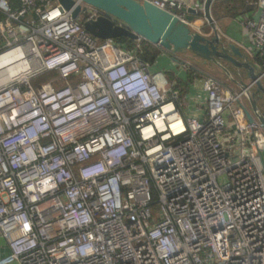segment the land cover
Listing matches in <instances>:
<instances>
[{"label":"built area","instance_id":"1","mask_svg":"<svg viewBox=\"0 0 264 264\" xmlns=\"http://www.w3.org/2000/svg\"><path fill=\"white\" fill-rule=\"evenodd\" d=\"M138 1L190 15L181 0ZM257 6L241 24L264 81ZM99 15L0 0V264H264V131L247 89L192 73L195 93L178 92L188 59L170 54L168 76L141 59V38L89 34Z\"/></svg>","mask_w":264,"mask_h":264},{"label":"water","instance_id":"2","mask_svg":"<svg viewBox=\"0 0 264 264\" xmlns=\"http://www.w3.org/2000/svg\"><path fill=\"white\" fill-rule=\"evenodd\" d=\"M76 0H58L66 11H70L73 19H79L87 7L100 12L96 19L85 20L84 29L93 37L100 40H114L125 38L135 41L138 38L158 47L168 54L191 53L204 62H212L220 67L225 75L234 82L240 90L247 89V100L251 112L247 113L249 121L256 119L264 131V108L257 106L255 93H261L264 103V84L258 79V73L234 45L225 46L220 41L218 32L210 15V5L213 0H205L203 16L213 30V37L204 35L201 31L193 29L189 22L178 18L173 12L159 9L148 1L138 0H79L82 5L76 4ZM194 15L195 9H182ZM235 57L243 58L239 61ZM220 61H226L234 68L247 72L249 84L240 78L232 77L230 71L220 65ZM253 83L255 91L250 84ZM264 162V151L262 153Z\"/></svg>","mask_w":264,"mask_h":264},{"label":"crops","instance_id":"3","mask_svg":"<svg viewBox=\"0 0 264 264\" xmlns=\"http://www.w3.org/2000/svg\"><path fill=\"white\" fill-rule=\"evenodd\" d=\"M184 2L185 6L188 8H195L197 10V15H186L187 19H191L189 25L199 31H201L204 35L208 37H213V30L211 26L208 24L206 19L203 16V6L205 0H181ZM258 0H213L210 5V15L215 23L218 36L220 41L225 46L234 45L239 49L240 53L247 58L249 63L253 65L258 72V66L260 63V59L256 56V53L253 49V39L247 29L243 27L241 22L243 20L249 18H256L258 16ZM164 52H161V54ZM156 58L155 63L158 58L168 59V63L170 64V54L164 53ZM188 56L184 57L188 59L193 66H200L202 69H206V75H210L218 78L224 85H227L231 91L238 92V86L229 80L228 76L225 75V72L218 67L216 64L212 62H204L202 59L198 57H194L188 53ZM180 58V55H178ZM239 61H244L243 58L235 57ZM220 65H222L225 69L230 71L232 77L240 79L245 83L249 84L250 81L247 78V72L244 69L238 70L234 68L231 64L226 61H220ZM172 68V67H170ZM221 70L222 74L217 75V70ZM209 71V72H208ZM179 76L182 78V82L184 84L183 90L186 94H194L195 92L191 89V85L189 82H192L191 79L188 78V75L182 76V73L177 71ZM187 77V78H186ZM189 79V80H188ZM186 80V81H185ZM264 84V81H262ZM255 86H252L251 90L255 91ZM255 98L257 102V106L260 109L264 108L263 98L261 93H255ZM245 108L250 113V105L248 100H245ZM9 252L6 242L3 238L0 237V257L6 255ZM16 264V263H13Z\"/></svg>","mask_w":264,"mask_h":264},{"label":"rangeland","instance_id":"4","mask_svg":"<svg viewBox=\"0 0 264 264\" xmlns=\"http://www.w3.org/2000/svg\"><path fill=\"white\" fill-rule=\"evenodd\" d=\"M119 39H114L113 42H115L116 44H119L121 45L118 41ZM128 40V39H127ZM138 44V41L135 40V41H131L127 46L128 48H132L134 46H136ZM142 45H143V42H142ZM122 46V45H121ZM180 55L181 58H184L186 56H188L187 53H183V54H178ZM186 59V58H185ZM168 59H163V58H158L156 63H155V66H156V70H159V71H163L166 75L170 76V72L167 71V70H171L170 67H171V64L168 63ZM198 68H200L201 70H203L204 73H206V69H202L200 66H198ZM209 72V71H208ZM173 74V72H172ZM185 74L182 73V76H184ZM55 76V74L53 72H50V73H45V74H42L40 76H37L35 78H33L31 81H30V84L33 88H38L39 86H41L42 84L48 82L51 78H53ZM206 76V75H205ZM178 86H177V90L178 92L180 90H183L184 88V84L183 83H180L178 82ZM152 196H153V201L154 203L151 205V212L154 216L157 215V211H158V205L156 203V195H155V192L152 191Z\"/></svg>","mask_w":264,"mask_h":264},{"label":"trees","instance_id":"5","mask_svg":"<svg viewBox=\"0 0 264 264\" xmlns=\"http://www.w3.org/2000/svg\"><path fill=\"white\" fill-rule=\"evenodd\" d=\"M118 41L121 42L120 44L122 46H124V47H128L127 45L131 42L130 40H127L125 38H120ZM143 50H144V52H143V54L140 57H141V59H143L144 61L149 62V63L154 62L156 60V58L162 52L161 49H159L158 47H156V46H154V45H152V44H150V43H148L146 41H143ZM190 55L196 57L195 55H193L191 53H190ZM221 72L222 71L218 69L217 70V75L220 74ZM192 73H195L196 76H198V77L206 75V73H204L203 70H201L200 68L195 67V66H192L190 71H189V74H188V78L189 79H191ZM215 77H216V75H215Z\"/></svg>","mask_w":264,"mask_h":264},{"label":"bare ground","instance_id":"6","mask_svg":"<svg viewBox=\"0 0 264 264\" xmlns=\"http://www.w3.org/2000/svg\"><path fill=\"white\" fill-rule=\"evenodd\" d=\"M171 127L174 131H180L182 129V125L179 122L174 123Z\"/></svg>","mask_w":264,"mask_h":264}]
</instances>
